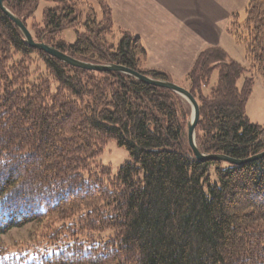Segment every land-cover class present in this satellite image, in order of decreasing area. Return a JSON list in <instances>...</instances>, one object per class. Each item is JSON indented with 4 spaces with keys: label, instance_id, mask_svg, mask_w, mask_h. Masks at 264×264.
<instances>
[{
    "label": "trees",
    "instance_id": "16d2710c",
    "mask_svg": "<svg viewBox=\"0 0 264 264\" xmlns=\"http://www.w3.org/2000/svg\"><path fill=\"white\" fill-rule=\"evenodd\" d=\"M41 1L51 6L30 29L36 41L173 82L146 66L139 36L121 31L116 40L106 0H96L100 10L82 0L4 3L27 25ZM66 29L75 31L73 43L60 37ZM228 31L250 68L220 46L206 47L181 86L200 106V151L245 159L264 151V127L247 115L255 77L264 81V0H249L245 19L233 15ZM37 60L43 71L33 68ZM190 113L172 90L30 47L0 9V239L29 224L64 222L46 232L51 252L3 254L0 264H264V158L198 160ZM113 140L130 156L115 175L97 162Z\"/></svg>",
    "mask_w": 264,
    "mask_h": 264
},
{
    "label": "crops",
    "instance_id": "0c3cea01",
    "mask_svg": "<svg viewBox=\"0 0 264 264\" xmlns=\"http://www.w3.org/2000/svg\"><path fill=\"white\" fill-rule=\"evenodd\" d=\"M106 1L115 26L124 24L120 28L139 36L150 66L173 78H185L204 48H224L223 35L230 34V18L239 15L225 0Z\"/></svg>",
    "mask_w": 264,
    "mask_h": 264
},
{
    "label": "rangeland",
    "instance_id": "374dc122",
    "mask_svg": "<svg viewBox=\"0 0 264 264\" xmlns=\"http://www.w3.org/2000/svg\"><path fill=\"white\" fill-rule=\"evenodd\" d=\"M83 1H86L87 3L89 2V4H92L96 8V10H100L96 0H83ZM225 1L231 3L232 11L241 15L239 17V21L240 22L243 21L246 17V8L248 6L249 0H225ZM47 5L51 6L44 1H41L38 9L35 12V15L28 18L27 20L28 26L27 25L26 26L29 27L28 28L29 30L31 29L32 31L34 27H37L38 24L39 25L43 24L44 8ZM232 16L230 18L229 25L231 23ZM120 27L124 28L125 25L116 24L115 26V31H116L115 33L117 38L116 40H118L121 37V35H119L121 31H128ZM60 37L69 43H73L76 39V33L73 29H66L63 32H61ZM222 44L223 47L229 53L231 58L235 59L243 66L250 68V64L246 59L244 48L236 43L231 33L230 34L227 33V35H223ZM146 63H147L146 66H150V62H146ZM35 67L40 71L44 70V66L38 60L33 68ZM250 75H252V73L247 72L239 80L238 86L242 87L244 79ZM217 79H218V71H215L212 77V84L216 83ZM173 82H175L178 85H184L186 83L184 78H173ZM204 93L208 94V89H204ZM183 99L186 101L187 107L190 106L191 109V113L188 119V121H190L192 118V107L185 98ZM247 115L252 123L264 127V81L259 76L255 77L253 92L247 104ZM129 159L130 156L126 147L119 145L117 141L113 140L105 147L103 153L97 159V162L103 166L110 167L112 175H115L118 169ZM63 223H64L63 221H54L53 223L46 222L43 225L29 224L22 228L11 230L10 232L2 236L0 239V256L3 254H8V255L26 254L28 256H31L38 253L39 251H44L48 247L44 241V237L46 236V232L48 231V228H55ZM83 235L86 238L88 234L84 233ZM101 235L104 236L105 238L111 237L110 233L107 234L102 233ZM95 240L99 241L100 238L96 237ZM58 246L61 247L62 243L58 244ZM47 249L49 252L53 250L52 247Z\"/></svg>",
    "mask_w": 264,
    "mask_h": 264
},
{
    "label": "water",
    "instance_id": "95a60500",
    "mask_svg": "<svg viewBox=\"0 0 264 264\" xmlns=\"http://www.w3.org/2000/svg\"><path fill=\"white\" fill-rule=\"evenodd\" d=\"M4 2L5 0H0V9L3 10L16 23V25L21 30L24 36L25 42L30 47L42 50L50 54L51 56L56 57L60 61L70 64L71 66H74L77 68L99 71V72L117 71V72L126 73L147 84H151L154 86H159L162 88H167L169 90H172L173 92L179 94L181 97L185 98L192 107V118L188 123V141L198 160L200 161H224L232 165H243L245 163L259 160L264 157V151L254 156H251L249 158H245V159H235V158L226 156L224 154H206V153L201 152L196 142V127L200 119V106L195 96L187 88L181 85H178L175 82H171L169 80L152 78L150 76H147V75H144L138 72L137 70H133V69H130L128 67H125L119 64H112V63L96 64V63H91V62H85V61L76 59L68 55L65 52H62L61 50L57 49L56 47L52 45H49L45 42L36 41L32 33L26 26V24L23 22V20L19 18L18 16H16L13 12H11L5 6Z\"/></svg>",
    "mask_w": 264,
    "mask_h": 264
}]
</instances>
